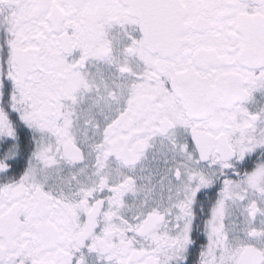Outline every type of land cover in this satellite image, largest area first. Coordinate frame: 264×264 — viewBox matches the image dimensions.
I'll return each instance as SVG.
<instances>
[{
	"label": "snow or ice",
	"instance_id": "1",
	"mask_svg": "<svg viewBox=\"0 0 264 264\" xmlns=\"http://www.w3.org/2000/svg\"><path fill=\"white\" fill-rule=\"evenodd\" d=\"M0 264H264V0H0Z\"/></svg>",
	"mask_w": 264,
	"mask_h": 264
}]
</instances>
